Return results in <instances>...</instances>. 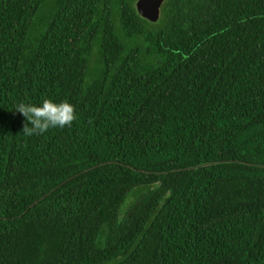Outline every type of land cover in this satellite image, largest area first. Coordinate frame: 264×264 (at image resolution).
I'll use <instances>...</instances> for the list:
<instances>
[{"label": "trees", "instance_id": "1", "mask_svg": "<svg viewBox=\"0 0 264 264\" xmlns=\"http://www.w3.org/2000/svg\"><path fill=\"white\" fill-rule=\"evenodd\" d=\"M134 2L0 0V264H264V0Z\"/></svg>", "mask_w": 264, "mask_h": 264}, {"label": "clouds", "instance_id": "2", "mask_svg": "<svg viewBox=\"0 0 264 264\" xmlns=\"http://www.w3.org/2000/svg\"><path fill=\"white\" fill-rule=\"evenodd\" d=\"M15 110L25 117L22 132L26 136L41 135L51 128L71 127L77 119L74 105L66 100L57 103L45 98L39 106L20 103Z\"/></svg>", "mask_w": 264, "mask_h": 264}, {"label": "water", "instance_id": "3", "mask_svg": "<svg viewBox=\"0 0 264 264\" xmlns=\"http://www.w3.org/2000/svg\"><path fill=\"white\" fill-rule=\"evenodd\" d=\"M162 2L163 0H135L134 8L140 17L148 22H155Z\"/></svg>", "mask_w": 264, "mask_h": 264}]
</instances>
